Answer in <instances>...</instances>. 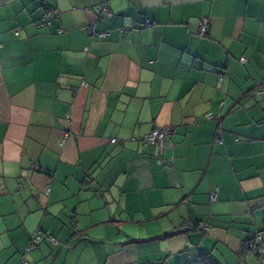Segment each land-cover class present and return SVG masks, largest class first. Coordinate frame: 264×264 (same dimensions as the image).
Here are the masks:
<instances>
[{
    "label": "crops",
    "instance_id": "1",
    "mask_svg": "<svg viewBox=\"0 0 264 264\" xmlns=\"http://www.w3.org/2000/svg\"><path fill=\"white\" fill-rule=\"evenodd\" d=\"M262 83L264 0H0V264H264Z\"/></svg>",
    "mask_w": 264,
    "mask_h": 264
},
{
    "label": "built area",
    "instance_id": "2",
    "mask_svg": "<svg viewBox=\"0 0 264 264\" xmlns=\"http://www.w3.org/2000/svg\"><path fill=\"white\" fill-rule=\"evenodd\" d=\"M102 9H103V11L108 12L107 5H104ZM56 14H57V11L54 9L47 10L46 13H44L43 17L37 21V25L39 27L50 25L51 24V18L53 16H56ZM210 24H211V20L209 17H205V18L201 19V21L199 23L198 36L206 37L210 31ZM90 31L94 32L95 30L93 27H91ZM108 35H109L108 32H100L99 33V36L102 38H106ZM246 61H247L246 57H242L240 59V62L242 64H245ZM256 93L264 98V83H262L256 87ZM171 131H172L171 127L156 128L144 137V143H146V144H160L161 146H163L165 143V140L170 135ZM115 141H116V139H113V142H115ZM211 198H212V200H216L217 199L216 193L212 194ZM203 229H204V231H210V230H212V226L205 225L203 227ZM40 238H41V231L38 230L31 237L27 251L30 250L31 247L33 245H35L40 240ZM46 240L53 243V244H56L58 242V240L55 237H53L52 235L46 236ZM261 241H262V239H261L260 235L257 236L254 239V241L248 243V245H247L248 251L250 250V251H253L256 253L259 252L260 250L258 248H259ZM25 264H28V263L25 262Z\"/></svg>",
    "mask_w": 264,
    "mask_h": 264
},
{
    "label": "trees",
    "instance_id": "3",
    "mask_svg": "<svg viewBox=\"0 0 264 264\" xmlns=\"http://www.w3.org/2000/svg\"><path fill=\"white\" fill-rule=\"evenodd\" d=\"M210 32V31H209ZM209 34V33H208ZM208 36V35H207Z\"/></svg>",
    "mask_w": 264,
    "mask_h": 264
}]
</instances>
